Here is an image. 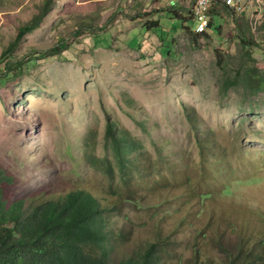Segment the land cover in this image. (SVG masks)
Instances as JSON below:
<instances>
[{
  "label": "rangeland",
  "instance_id": "obj_1",
  "mask_svg": "<svg viewBox=\"0 0 264 264\" xmlns=\"http://www.w3.org/2000/svg\"><path fill=\"white\" fill-rule=\"evenodd\" d=\"M1 1L0 171L13 178L2 188L8 204L91 193L116 208L109 231L127 235L117 259L184 219L169 264L192 258L203 227L200 244L212 258L220 239L264 237V91L243 82L223 89L239 71L254 67L264 77V0L258 17L247 0L241 6L250 15L224 12L215 20L222 33L209 38L167 15L171 5L186 17L193 8L205 22L203 0L194 7L193 0H55L41 27L6 56L46 0ZM149 20L161 23L165 42L145 30ZM103 106L139 145L125 175L106 138ZM106 157L114 179L94 166Z\"/></svg>",
  "mask_w": 264,
  "mask_h": 264
},
{
  "label": "trees",
  "instance_id": "obj_2",
  "mask_svg": "<svg viewBox=\"0 0 264 264\" xmlns=\"http://www.w3.org/2000/svg\"><path fill=\"white\" fill-rule=\"evenodd\" d=\"M54 1L46 0L38 15L18 28L16 39L4 51V56L12 53L26 35L41 27L52 10ZM2 4L0 0V5ZM177 8L179 7L171 5L170 9L174 12H167V15L173 19H180L182 30L189 34L193 32L198 38H209L206 31L197 34L187 25L189 21H197L193 8L189 12V17L179 13ZM231 10L220 2H216L208 13V18H211L210 31L222 33V27L216 25L215 20H221L223 13L227 11L232 16H238ZM261 10L259 7L250 16L258 17ZM144 28L148 32L158 34L163 42L166 41V34L159 21L149 20ZM246 55L251 56L248 51ZM241 82L253 93L264 91V77L259 74L257 68L253 67L246 70L245 75L241 76L239 71L234 78H225L224 92L240 86ZM185 110L188 119H191L188 109ZM103 112L107 121V141L113 148L122 175H125L129 172V166L132 163L131 156L139 145L132 140L117 120L112 118L105 106H103ZM94 166L110 179L115 178L114 167L107 157L100 159ZM12 183L13 178L5 171H0V264H169L168 261L172 260L171 255L176 253V245L179 244L176 235L189 225L184 219L165 237L162 230H158L153 241L138 245L131 253L117 259L118 246L127 244V235L122 232L115 236L114 232L109 231L111 216L116 210L115 206L104 208L97 197L85 190L53 195L36 205L28 206L24 199H16L8 204L2 188L5 184ZM127 196L122 197V200ZM208 196L204 195L206 199ZM137 202L135 200V203ZM200 205L204 206L201 203ZM161 222H165V219L163 218ZM204 229L205 227L195 232L192 258L183 261L182 258L175 256L177 264H264V237L256 240L250 237L248 240L237 243H227L220 239L216 243L220 255L212 258L208 250L200 244L201 238L206 237L203 233ZM197 240L199 243H196Z\"/></svg>",
  "mask_w": 264,
  "mask_h": 264
},
{
  "label": "bare ground",
  "instance_id": "obj_3",
  "mask_svg": "<svg viewBox=\"0 0 264 264\" xmlns=\"http://www.w3.org/2000/svg\"><path fill=\"white\" fill-rule=\"evenodd\" d=\"M243 1L244 0H240V3L242 4L243 3ZM254 1H255V3H254ZM247 0V6H248V10L249 11H254V10H258V8L259 7H261V9H262V7H263V5H258L260 2H262V0ZM194 2H196V1H194ZM251 4H253V7L251 6ZM223 6L225 5V4H222ZM227 5L228 6H235V0H227ZM256 6L258 7L257 9H256ZM194 7V6H193ZM229 9L231 10V11H233L234 13H236L237 14V12L232 8V7H229ZM203 10V9H202ZM204 11L205 12H210L209 10H206V8L204 9ZM203 17V15H202V11L201 12H199V13H197L196 14V18H197V20L199 21V23L198 24H204L205 22H204V19L202 18ZM208 17V16H207ZM196 22V21H195ZM207 29V27H199V28H196L195 29V31L198 33V32H202V31H204V30H206Z\"/></svg>",
  "mask_w": 264,
  "mask_h": 264
},
{
  "label": "built area",
  "instance_id": "obj_4",
  "mask_svg": "<svg viewBox=\"0 0 264 264\" xmlns=\"http://www.w3.org/2000/svg\"><path fill=\"white\" fill-rule=\"evenodd\" d=\"M204 3L206 4V10H212V8L216 5V2H220L221 4H225V7L228 9L229 7H236L237 8V15H246V14H251V13H246L245 8L241 6L240 0H235V6H228L227 5V0H203ZM257 9V6H256ZM262 12V11H261ZM211 18H207L204 24H197V21L195 23V27H207L208 28V23Z\"/></svg>",
  "mask_w": 264,
  "mask_h": 264
},
{
  "label": "clouds",
  "instance_id": "obj_5",
  "mask_svg": "<svg viewBox=\"0 0 264 264\" xmlns=\"http://www.w3.org/2000/svg\"><path fill=\"white\" fill-rule=\"evenodd\" d=\"M193 2H194V1H193ZM193 4H194V3H193ZM192 7H193V5H192ZM191 9H192V8H191ZM262 10H263V7H262ZM261 14H262V12H261ZM261 14H260V15H261ZM260 15H259V16H260ZM209 21H210V20H209ZM194 24H195V23H194ZM193 31L195 32V25H194ZM208 32L210 33L209 23H208V30L206 31V33H208ZM195 33H197V32H195ZM202 33H203V32H202ZM197 34H201V33H197Z\"/></svg>",
  "mask_w": 264,
  "mask_h": 264
}]
</instances>
